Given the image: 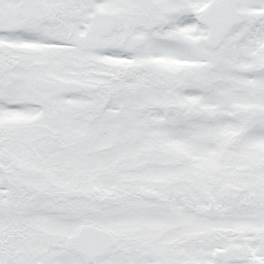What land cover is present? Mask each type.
I'll list each match as a JSON object with an SVG mask.
<instances>
[{
  "label": "snow or ice",
  "instance_id": "snow-or-ice-1",
  "mask_svg": "<svg viewBox=\"0 0 264 264\" xmlns=\"http://www.w3.org/2000/svg\"><path fill=\"white\" fill-rule=\"evenodd\" d=\"M0 264H264V0H0Z\"/></svg>",
  "mask_w": 264,
  "mask_h": 264
}]
</instances>
